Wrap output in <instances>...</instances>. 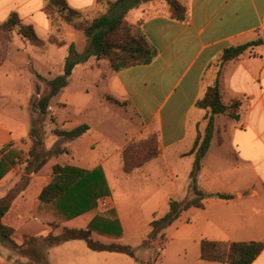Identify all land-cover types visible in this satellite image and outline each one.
Returning a JSON list of instances; mask_svg holds the SVG:
<instances>
[{
    "label": "crops",
    "instance_id": "0c3cea01",
    "mask_svg": "<svg viewBox=\"0 0 264 264\" xmlns=\"http://www.w3.org/2000/svg\"><path fill=\"white\" fill-rule=\"evenodd\" d=\"M66 1L78 11H89L96 5V0ZM45 5L46 0H0V25L12 13H17L24 24L32 25L38 36L47 41L53 27L44 11ZM142 28L149 43L156 49L157 57L148 65L115 72L112 78L114 93L125 99L145 133H158L162 147L160 157L166 159L167 154L173 152L176 158L195 160L191 151L198 127L206 117V112L196 104L203 94L208 67L226 49L264 39V0H190L187 21L158 14L147 16ZM49 46L52 45L43 49ZM224 74L226 101L241 98L247 102L240 121H231L223 116L222 129L227 134L235 164L231 171L223 175L224 179H217L220 172L213 174V179L200 175L197 185L208 195L221 194L233 198L208 197L204 201L205 207L201 209L204 220L196 229L200 237L195 242L198 246L196 251L192 254L184 251L173 256L169 248L162 249L161 253L157 250L155 255L162 256L158 259L153 257V264H227L202 260V242H264V50H248L239 61L229 63ZM7 119L0 116V158L3 157L2 149L7 145L17 149L28 147L22 143L23 139H29L27 124ZM6 122H10L9 128L4 129L2 124ZM55 138L56 142L61 141ZM223 143L222 139L218 140L219 146ZM75 155L70 150V156ZM24 161L27 158L16 159L18 167L0 181V200L11 193L16 199H33L47 186V176L25 173L23 168L27 163ZM108 162L106 158L99 163L95 161L90 169H82L91 171L101 167L107 177ZM18 173L22 176L20 178L26 179H15ZM173 183L171 195L177 189L176 183ZM107 212L97 210L98 214L109 219H118L125 236L121 218L115 212ZM17 219L21 221L22 214L18 213ZM76 241L83 240L69 241L54 249ZM183 243L189 244L188 241ZM11 252L0 240V264H23V261L11 259ZM91 252L82 257L63 256L56 264H139L137 257H131L130 262L118 256L120 253ZM253 264H264V251Z\"/></svg>",
    "mask_w": 264,
    "mask_h": 264
},
{
    "label": "trees",
    "instance_id": "16d2710c",
    "mask_svg": "<svg viewBox=\"0 0 264 264\" xmlns=\"http://www.w3.org/2000/svg\"><path fill=\"white\" fill-rule=\"evenodd\" d=\"M190 0H168L163 15L179 21L189 18ZM142 0H96L103 12L93 20L86 19L82 11L69 6L66 0H46L45 13L52 27L60 31L62 23L76 27L86 36V47L81 52L77 43L59 41L51 34L47 41L42 40L32 25L22 22L17 13L0 25V41L10 43L16 33L31 45L46 48L49 44L68 47L64 73L52 80H39L46 83L44 89L37 85L36 93L30 100L31 127L29 140V171L47 176L48 184L36 198H17L13 193L0 200V240L12 252H19L29 262L23 264H51L48 250L73 240H83L92 251L125 254L136 258L135 250L125 242L123 228L118 219H109L97 213L99 200L111 196V189L101 167L87 171L73 165L57 163L66 147L54 151L46 148L47 127L56 125L52 134L65 143L78 139L88 133L87 124L74 129H61L57 126V116L52 114L51 102L69 85L75 69L86 64L92 57L107 61L115 72L133 67L148 65L157 57L156 49L149 43L143 31L146 17L135 23L127 21L128 15L141 7ZM125 31V36L121 32ZM264 39L226 49L212 62L204 77V88L196 107L206 112L207 127L203 134L199 131L191 154H194L195 169L191 174L196 197L185 201H171L170 211L151 223L154 236L162 233L178 220L182 213L191 209H204V201L209 197L231 199L228 195H208L197 185L202 170V161L208 154L216 136V121L228 117L231 121L241 120L247 109V102L241 98L225 101L224 78L229 63L237 62L251 48L263 45ZM153 140L130 142L123 151L125 172L132 174L146 164L159 158L162 147L158 133ZM0 159V181L13 168L18 167L16 159L22 151L7 145L2 149ZM20 213L23 219H17ZM21 242V244H19ZM148 242V241H147ZM264 251V242H213L205 240L201 245V259L227 264H253ZM12 259V258H11ZM20 262V261H17Z\"/></svg>",
    "mask_w": 264,
    "mask_h": 264
},
{
    "label": "rangeland",
    "instance_id": "374dc122",
    "mask_svg": "<svg viewBox=\"0 0 264 264\" xmlns=\"http://www.w3.org/2000/svg\"><path fill=\"white\" fill-rule=\"evenodd\" d=\"M167 3L168 0H142L141 7L132 11L127 21L135 23L143 17L162 14L167 9ZM82 12L85 23L86 19L93 20L99 16L103 8L95 6ZM53 34L59 41L77 43L81 52L86 47L84 32L66 23H62L59 32L57 28H53ZM120 35L124 37L125 31ZM28 43L18 33L10 43L4 44L3 40L0 41V116L8 118V121L26 123L30 130V100L36 93L37 85L41 84L42 89L46 86L38 76L52 80L63 74L68 47L58 48L52 45L44 50ZM262 47L263 45H258L251 49L264 50ZM114 73L109 62L98 61L95 57L75 69L68 87L52 100L51 110L52 114L57 116V126L61 129L71 130L87 124L90 130L85 136L73 141L65 143L60 139V142H56L52 134L56 125H50L47 127L45 143L47 142L51 151L58 147L67 148L64 154L54 159L62 166L73 165L90 169L95 161L99 163L109 159L106 165L107 179L112 189L109 202L111 209H114L109 212H115L121 218L125 228V242L135 250L139 264H153L151 260L157 257L155 252L160 248L164 251L169 248L173 256L184 251L192 254L198 249L195 242L200 239L196 229L204 220V212L201 209L191 208L183 212L178 220L156 237L150 225L170 211L172 200L185 201L196 197L194 185L189 181L195 169V160L176 158L173 152H169L166 159L159 157L150 162L147 168L136 170L130 175L125 172V147L133 141L153 140L154 133H145L139 118L124 102L125 99L115 95L112 85ZM224 121V117L216 121L219 129L217 127L209 154L202 161L204 169L200 171L199 176L213 179V174L220 172L221 175L217 179H224L223 175L231 171L235 164L227 134L222 129ZM9 123H1L2 128H9ZM206 127L207 121L204 120L199 131L204 134ZM219 139L224 142L221 146L218 145ZM22 143L28 145L25 149H18L23 153L20 160L27 158L23 170L25 173H32L28 170L31 141L23 139ZM70 150L76 153L74 157L70 156ZM20 177L22 176L18 173L15 179H26ZM173 182L176 183L177 189L171 195ZM183 241H188L189 244H184ZM92 253L85 241H76L61 248L49 249L47 257L51 264H56L63 256L82 257ZM118 256L132 261L128 255ZM10 257L20 262H29V259L19 252H11Z\"/></svg>",
    "mask_w": 264,
    "mask_h": 264
},
{
    "label": "built area",
    "instance_id": "2783aa9c",
    "mask_svg": "<svg viewBox=\"0 0 264 264\" xmlns=\"http://www.w3.org/2000/svg\"><path fill=\"white\" fill-rule=\"evenodd\" d=\"M0 132H1V130H0ZM98 209L101 212H107L111 209L109 197H103L99 200ZM161 252H162V249H158V253H161Z\"/></svg>",
    "mask_w": 264,
    "mask_h": 264
}]
</instances>
